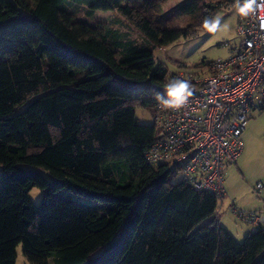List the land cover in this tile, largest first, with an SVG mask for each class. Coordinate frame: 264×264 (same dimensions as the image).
<instances>
[{
  "label": "trees",
  "instance_id": "trees-1",
  "mask_svg": "<svg viewBox=\"0 0 264 264\" xmlns=\"http://www.w3.org/2000/svg\"><path fill=\"white\" fill-rule=\"evenodd\" d=\"M161 2L0 0V264H15L19 243L30 264H264V227L236 240L219 197L145 159L157 129L134 107L151 111L163 91L153 52L220 9L181 0L186 26L162 24ZM96 10L141 41L90 22Z\"/></svg>",
  "mask_w": 264,
  "mask_h": 264
},
{
  "label": "built area",
  "instance_id": "built-area-1",
  "mask_svg": "<svg viewBox=\"0 0 264 264\" xmlns=\"http://www.w3.org/2000/svg\"><path fill=\"white\" fill-rule=\"evenodd\" d=\"M234 3L220 0L216 4L235 12ZM235 33L239 41L234 47L225 44L229 47L225 57L166 70L165 83L172 76L188 79L193 96L179 111L165 110L156 103L151 119L157 133L144 153L151 166L166 164L179 179L220 200L226 194L224 170L242 151L240 137L250 114L264 112V12L237 15ZM262 186L257 183L255 188ZM233 210L253 230L264 227V211Z\"/></svg>",
  "mask_w": 264,
  "mask_h": 264
},
{
  "label": "rangeland",
  "instance_id": "rangeland-1",
  "mask_svg": "<svg viewBox=\"0 0 264 264\" xmlns=\"http://www.w3.org/2000/svg\"><path fill=\"white\" fill-rule=\"evenodd\" d=\"M181 0H162L161 14L159 18L162 24L186 26L189 22L187 16L178 12L177 3ZM215 3L216 0H207ZM75 15L77 18H84L85 4L77 3ZM215 16H219L222 24L226 27L217 33H209L200 27L196 32L187 37L180 38L168 43L165 46L156 48L153 52V63L161 64L166 70H173L176 67H195L203 62L213 61L218 57H225L229 53V44L234 47L238 43L239 37L235 33L237 15L232 9L221 8ZM90 22L109 23L112 28L122 34L124 39L141 41V36L113 11L96 10ZM24 105L14 107L12 112H19ZM135 118L138 123L151 124V111L149 108L139 106L134 107ZM242 151L241 171L229 175L224 174V184L226 194L218 199L216 207V218L219 224L225 228L236 240L241 241L245 234L251 229V225L237 218L233 208H240L244 211H264V186L257 190V183L264 185V112L254 110L250 114L245 129L241 135ZM233 167V166H230ZM2 166H0V173ZM49 177L46 172H43ZM178 177L172 180L176 182ZM29 198L34 204H38L41 199V191L34 187L29 193ZM22 244L16 248L15 264H30L23 255ZM51 264V263H50Z\"/></svg>",
  "mask_w": 264,
  "mask_h": 264
},
{
  "label": "clouds",
  "instance_id": "clouds-1",
  "mask_svg": "<svg viewBox=\"0 0 264 264\" xmlns=\"http://www.w3.org/2000/svg\"><path fill=\"white\" fill-rule=\"evenodd\" d=\"M234 9L239 16L255 15L257 12H264V0H235ZM202 27L209 33H217L226 25L222 24L219 16H206ZM193 91L190 80L172 76L164 84L163 91L155 92L153 98L163 109L179 111L188 106Z\"/></svg>",
  "mask_w": 264,
  "mask_h": 264
},
{
  "label": "crops",
  "instance_id": "crops-1",
  "mask_svg": "<svg viewBox=\"0 0 264 264\" xmlns=\"http://www.w3.org/2000/svg\"><path fill=\"white\" fill-rule=\"evenodd\" d=\"M244 131V130H243ZM243 133V132H242ZM242 135V134H241ZM241 157V154L239 155L237 161L234 163V164H230L228 165L225 170H224V174L225 172H228L229 175L233 174L234 172L238 173L241 171L242 167H241V163L242 161L240 160L239 161V158ZM230 166H233V167H230ZM225 186V184H224ZM226 190V188H225ZM249 231H254L252 228L249 230Z\"/></svg>",
  "mask_w": 264,
  "mask_h": 264
}]
</instances>
